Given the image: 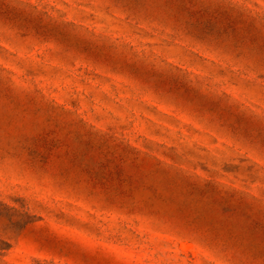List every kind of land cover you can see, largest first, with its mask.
I'll use <instances>...</instances> for the list:
<instances>
[{
    "label": "rangeland",
    "instance_id": "374dc122",
    "mask_svg": "<svg viewBox=\"0 0 264 264\" xmlns=\"http://www.w3.org/2000/svg\"><path fill=\"white\" fill-rule=\"evenodd\" d=\"M0 264H264V0H0Z\"/></svg>",
    "mask_w": 264,
    "mask_h": 264
}]
</instances>
